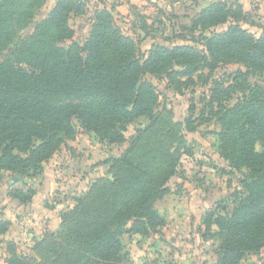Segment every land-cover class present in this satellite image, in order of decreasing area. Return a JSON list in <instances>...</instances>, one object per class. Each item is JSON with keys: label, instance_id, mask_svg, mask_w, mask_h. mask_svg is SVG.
<instances>
[{"label": "trees", "instance_id": "obj_1", "mask_svg": "<svg viewBox=\"0 0 264 264\" xmlns=\"http://www.w3.org/2000/svg\"><path fill=\"white\" fill-rule=\"evenodd\" d=\"M45 3L0 0V49L15 46L0 61V183L5 174L22 180L21 188L10 187L8 197L21 205L31 202L34 190L23 180L42 175L44 164L74 140V120L100 143L111 145L124 143L127 127L138 119L145 118L148 125L111 161L109 178L94 181L72 208L60 213L59 229L33 243L34 256L6 243V264H129L122 235L148 236L166 225L154 204L168 193L176 174V144L187 154L178 124L155 110L158 94L147 76L165 78L177 92L203 70L213 72L222 64L245 69L235 76L236 88L250 76L264 79V30L256 38L239 26L253 21L241 5L217 1L188 27L190 33L198 32L203 50L152 44L143 57L138 42L122 33L106 8L93 12L83 45L73 42L69 20L86 15V2L57 0L31 36L19 40L18 33ZM135 17L147 35L150 25ZM229 22L225 31H213ZM216 86L213 95L219 102L230 101L237 91L232 85ZM245 89L247 94L221 114V156L230 169L245 175L235 207L202 221L204 238L212 227L217 230L211 235L218 241L213 264H240L264 248V85ZM8 227L0 220V235Z\"/></svg>", "mask_w": 264, "mask_h": 264}, {"label": "rangeland", "instance_id": "obj_2", "mask_svg": "<svg viewBox=\"0 0 264 264\" xmlns=\"http://www.w3.org/2000/svg\"><path fill=\"white\" fill-rule=\"evenodd\" d=\"M173 1L175 0H158L157 9L160 13L156 9L147 11L150 15L147 35L138 30L139 21L133 12L135 21L126 22L122 17L116 18L115 23L122 33L138 42L140 55L143 57L152 44L168 48L189 45L200 50L204 49L203 43L198 38V32L193 34L188 31L190 25L188 21L194 14V9L188 11L192 5L187 7L186 3L181 8H171L170 12V7L167 6ZM262 5H264L262 0H253L252 8L255 10L252 16L253 23L239 25L256 38H259L264 30ZM50 9L48 3H45L32 22L18 33V39H28L34 28L48 15ZM92 20L93 12L81 18H70L69 25L75 32L73 42L83 45ZM230 25L232 22L213 31H225ZM203 35L209 36L208 33ZM70 43L67 42L63 46L66 47ZM14 48L15 46L11 45L0 49V61L1 56H9ZM239 72L244 74L245 69L236 64H222L213 72L203 70L193 77L191 83L183 85L179 92L174 91L165 78L147 76V80L154 85L158 94L155 110L167 113L172 122L178 124V136L182 139L187 154L182 153L183 148L176 144L179 147L176 148V153L180 154L176 174L168 182V193L154 204V209L165 217L166 225L148 236L122 235L121 242L129 256V264L215 263L214 252L217 250L218 241L212 239L211 235L217 230L212 227L209 235L206 234L204 238L202 221L204 216L212 212L215 215H223L235 207V197L242 191L240 181L245 175L244 171L236 172L230 169L228 162L221 156L219 135L222 133L221 125L224 121L221 114L223 108H231L241 100L242 95L247 94L245 85L250 88L264 85L263 78L250 76L239 82V88H236L234 79ZM216 85H220L222 89L232 85L237 91L230 101L219 102L220 97L213 95ZM72 124L77 131L74 140L67 141L51 158L50 161H53L45 165L47 176L56 185L46 199L48 206L60 204L64 208L69 207L71 200L81 193L84 194L94 181L109 178L111 161L122 155L135 132L147 126L148 121L140 118L129 125L124 134L125 142L119 145L100 143L92 133L82 130L76 120ZM174 147L172 146L171 149ZM9 180L10 177L5 176L0 184V206L6 202L5 182ZM16 187L21 188L20 185ZM5 207L7 209L3 211L0 207V217H11L14 206L8 203ZM129 227L130 224L127 229ZM23 255L34 256L33 253ZM240 264H264V248L257 255H247Z\"/></svg>", "mask_w": 264, "mask_h": 264}, {"label": "crops", "instance_id": "obj_3", "mask_svg": "<svg viewBox=\"0 0 264 264\" xmlns=\"http://www.w3.org/2000/svg\"><path fill=\"white\" fill-rule=\"evenodd\" d=\"M57 0H46V3L49 5V9L52 8ZM86 2L87 13H92L97 9L106 8L111 12L115 22L116 18H123L126 22H132L134 20V15H140L144 17V20L149 25L150 15L147 11H152L154 9L158 10L159 3L158 0H84ZM217 1H226L233 2L236 1L241 5L242 10L245 13H249L251 16H254L255 10L252 8L253 0H175L171 4H168L167 7L171 8H181L187 3L189 12L194 9V14L189 19L190 21L204 8ZM263 4H264V0ZM182 2V3H181ZM264 5H262L263 7ZM264 9V7H263ZM131 11V12H130ZM133 12V14H132ZM158 13L159 10L157 11ZM188 12V14H189ZM86 13V14H87ZM157 13V14H158ZM156 16V15H155ZM80 18V17H72ZM153 19V18H152ZM175 19V18H174ZM252 20L254 18L252 17ZM135 21V20H134ZM136 25V23H134ZM139 30V29H138ZM140 31V30H139ZM51 160V159H50ZM48 161L52 162V161ZM52 164V163H51ZM42 175L32 179V180H23V182L30 188L34 190V196L30 203L27 205H21L16 200H13L8 197V191L11 186H18L22 184V180L16 177L12 179L10 174H5V176L10 177L9 181L5 182L7 185L5 189V198L6 202L4 205L0 206L6 210L5 207L8 203L10 206H14L13 215L2 216L0 220L9 222L8 230L0 235V264H6L7 253H6V243H12L16 246L18 252L31 253V248L33 243L41 240L44 234L49 232H56L60 226V213L66 209L72 208L75 204V199L80 197L83 193L78 196H75L74 200H71V206L62 207L60 204L57 206H48L47 200L48 195L52 193L55 188L54 181L47 176V166L45 167ZM4 178L2 182L4 181ZM8 180V179H7ZM14 180V181H12ZM1 182V183H2ZM0 183V184H1ZM91 184V183H90ZM90 186V185H89ZM89 187H87L88 189ZM1 211V212H2ZM6 213V212H4ZM23 251V252H22Z\"/></svg>", "mask_w": 264, "mask_h": 264}]
</instances>
